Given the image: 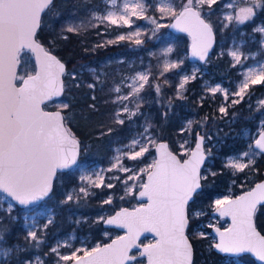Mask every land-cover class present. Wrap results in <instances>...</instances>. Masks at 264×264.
<instances>
[{"label": "snow or ice", "instance_id": "snow-or-ice-1", "mask_svg": "<svg viewBox=\"0 0 264 264\" xmlns=\"http://www.w3.org/2000/svg\"><path fill=\"white\" fill-rule=\"evenodd\" d=\"M109 2L115 6L117 0H109ZM216 3L217 0H185L177 8L174 0H156L155 10L161 14V18L171 16L175 20L171 27L188 32L193 37L192 56L205 61L212 47L213 28L203 17L202 9L204 6L210 9ZM53 6L54 0H0V192L30 211V206L44 201L53 194V179L57 171L75 165L79 152V142L66 126L65 117L61 112H46L42 108L45 101L60 96L65 88L61 79L66 74L65 65L37 39L41 27V14L51 10ZM227 6L232 7L231 4ZM148 7L147 0H123V5L118 11L109 10L103 16L94 13L93 18L119 27L125 25L131 27L135 23L133 20L135 17L149 20L156 25V30L164 27L156 18L147 16ZM259 8H264V0H250L249 6L240 8L235 16L227 15L225 19L229 22L235 19L243 24L251 20L256 14V9ZM82 27V24L68 23L62 28V32L79 34ZM255 31L264 33V27H259ZM128 35L138 37L141 33L137 29ZM62 38L67 39V36ZM125 38L124 35H120L117 39ZM135 43L140 45L142 40L137 39ZM25 51L35 54L37 70L34 75L27 73L19 75L17 72L22 53ZM171 51V48L167 49V52ZM228 54L233 58V67L242 64L243 54L239 48L229 51ZM182 63L183 61L166 62L163 71L179 68ZM71 76L75 80V74ZM130 79L132 83L128 87L131 92L128 95H118L116 102L122 103L130 96L139 97L148 83L149 74L137 73ZM190 79H195V71L191 77L182 78L177 89L178 95H182L180 90L184 89ZM18 80L19 86L16 83ZM261 84H264V63L246 70L244 80L238 86L239 90L231 93L239 99L232 100V103H240L250 85ZM76 86L79 87V84ZM88 87L94 89L96 85L89 84ZM155 88L159 93L160 86L156 85ZM114 90L117 93L121 91L120 87ZM209 91L213 95L222 91L225 99L229 95L227 90L219 86ZM260 104L264 105V101H260ZM60 107L66 109L69 105L65 103ZM139 107L140 105L137 104V110L131 111L127 105H124L122 111L129 113L128 118L131 119L137 115ZM219 111L227 114L225 106H221ZM116 115V122L123 124L124 120L119 118L121 113L117 112ZM192 124V121H188L187 128L182 131H191ZM151 127V124H148L145 133H148ZM111 131L109 129V132ZM196 135L195 149H185L187 141L180 144V149L188 154V158L183 160L169 150L168 144L157 142L151 135L144 136L143 142L134 139L130 151L124 154L128 159L135 161L143 158L146 153H150L151 148H155L158 158L146 167L134 171L124 167L120 162L121 158L117 157L108 171L117 169L121 172H129L131 174L128 180L138 179L140 173L145 174L147 180L139 185V197H146L147 203L132 211L121 209L115 216L106 220L100 218L106 224L126 228L127 237H117L112 243L104 246L97 244L91 249L83 247L75 249L70 255H63L59 251L60 247L69 245L58 244L50 249V252L58 258L56 264L68 261H74V264H132L137 258L129 255V252L132 247H139L135 241L145 231L153 232L158 237L154 243L145 246L141 253V256H147L148 264H192L193 246L187 232L190 222L202 213L196 212L191 204H194L200 194L202 181L208 179L200 173L201 165L205 161L203 149L205 137L199 133ZM254 145L259 152L253 151V146L249 145V151L242 153L243 157H248L246 163L241 162L240 158H233L227 161L226 166L236 171H243L253 164L254 157L264 153V129L260 131ZM208 155H211L210 150ZM212 175L216 174L212 173ZM114 178L119 179V177ZM80 179L91 187H113L111 183L104 184L101 173L85 174ZM133 187L135 186L126 187V192H131ZM79 192L84 196L89 195L86 187H80ZM72 200L73 195L68 194L61 203L66 204ZM111 202V197L104 201L106 204ZM258 204H264V183L257 184L253 190L235 199L225 197L214 201L215 210L219 215L230 216L232 219V226L226 229L227 234L220 232L218 228L215 229L219 234V242L213 246L219 252L233 255L253 252L264 261V235L257 231L254 222ZM12 210L13 205L10 204L8 212L11 213ZM52 222L53 220L49 218L43 228L47 229ZM27 223L28 217L25 216V224ZM35 224L36 221L33 219V227L28 228L24 239L29 245L38 248L43 240L37 234ZM3 232L4 229L0 226V257H3L0 264H12L14 250L4 246ZM199 235L203 236L204 233L201 232ZM24 250L16 249L18 252ZM15 264H44V261L40 257H36L35 261L17 257Z\"/></svg>", "mask_w": 264, "mask_h": 264}, {"label": "trees", "instance_id": "trees-1", "mask_svg": "<svg viewBox=\"0 0 264 264\" xmlns=\"http://www.w3.org/2000/svg\"><path fill=\"white\" fill-rule=\"evenodd\" d=\"M97 3L98 5L101 4L99 0H54V6L51 10H46L43 14L37 38L67 64L66 74L64 75L65 91L60 100L64 104H68L69 107L66 109L61 108L60 105H54V102L50 104L51 101L45 103L44 106L48 109H61L63 111L66 125L81 142L79 160H97L107 163L110 149L106 151L105 148L120 142L125 135L124 123L119 124L116 122L117 108L120 103L116 102L117 93L114 89L121 83L124 74H128L135 69L130 64L135 62V64H143L151 68L152 75L145 86V92L153 88L154 81H159L162 87L168 89H173L172 87L176 83H170L169 78L171 76H169V73L159 74L160 58L149 56L148 51L146 52L143 47L133 46L132 43L129 44L126 41L115 44L106 40L107 36H112L123 29L114 26L111 33L102 32L103 22L92 17ZM223 4V0H217V3L210 8L211 19L215 23L217 21L214 19L221 17ZM153 7L154 12L159 15L155 10L154 2ZM255 21L264 23V11L262 9L256 10ZM255 21L253 23L246 22L237 27L236 23L233 22L223 30L224 35L216 29L217 42L223 39L224 36L233 37L241 31H245L244 36L247 37ZM68 23L82 24L83 27L80 33L62 32V28ZM255 34L258 35V33ZM62 36H67V39H63ZM53 41L55 42L53 43ZM144 45L147 50H150L159 48L161 43L160 41H146ZM226 47H228V44ZM257 47H251V49ZM219 48V45H217L212 55H210V62L206 65L207 71L202 75L204 77H196L191 80L185 90L188 104L193 107L192 113L195 122L192 129L195 133L203 135L205 139L210 135H215L219 140L217 144L219 148H216L215 151L220 154V157L216 154L213 156L215 163L212 165V173L216 175L213 176L212 173H208L206 176L208 179L202 181L203 186L200 194L196 197L194 204H191L193 209H209L213 205L215 196L226 192L228 188H238V185L244 182L245 188L248 189L264 178V161L261 162L264 154L255 164L238 172H232L231 168L227 167L226 163L222 161L225 156L238 154L245 149L244 138L241 137L243 127L255 128L258 126V121L261 120L263 114H261L262 111L259 108H255V101L264 95L262 86H252L238 104L229 102L228 113L223 115L224 117L219 112V104H215L219 98L212 99L210 96H206L199 101L200 93L192 91L200 87V82L205 77L213 74H216L218 79L231 77L234 81L241 78V73L234 72V70L241 69L244 65L233 67V62L227 52L215 57V54L220 50ZM121 57L123 58L122 61L118 60ZM186 63L189 64V62ZM73 73L75 74V80L71 76ZM77 84H79V87L76 86ZM89 84H95L96 87L90 89ZM171 92L175 94L173 90ZM93 96L95 99H93ZM91 105H94V107H90ZM248 116L249 120L246 119ZM227 118L236 121L234 124L229 125L224 122ZM244 120L247 121L244 122ZM151 122L153 123L154 132L159 135L160 139H167L171 148L177 151L175 138L181 134L179 132L181 123H177L175 119L162 123L157 115L151 118ZM225 124H227L226 127L218 132V128L223 127ZM158 126H160V130ZM229 128H232L231 131L224 133V130ZM109 129L112 131L109 132ZM221 134L224 137H220ZM254 168H257L258 171L255 172ZM250 169L252 170L249 172ZM251 173L254 176L249 179ZM244 179L246 180L243 181ZM231 180H234V183H231ZM78 185V172L76 170L58 171L51 196L56 194L61 198L69 187ZM89 201L91 203L86 206L91 209L86 210L85 214L92 215L89 221L83 223L84 228L80 229V232L82 234L98 232L95 238H102L101 231L106 227L103 220H94V216L104 209L110 208L116 211L123 206H133L138 200L135 193L122 198L114 197L110 204L101 203V199L93 196L90 197ZM23 210L24 208L19 205L11 213L0 210V226L4 229L3 244L5 247L17 249V247L26 248L29 246L24 239L27 229L24 226L23 218H21ZM205 218L197 217L190 222L188 234L194 247L193 264H225L224 258L226 256L214 249L211 235H199L201 233L199 231L200 222ZM255 218L258 228L264 233V204L258 207ZM51 228L52 224H49L47 229L50 230ZM208 229L211 230L212 227H208ZM31 256L30 251H26L24 254V258ZM242 257L258 264L250 255H243ZM137 262H140V259H137Z\"/></svg>", "mask_w": 264, "mask_h": 264}, {"label": "rangeland", "instance_id": "rangeland-1", "mask_svg": "<svg viewBox=\"0 0 264 264\" xmlns=\"http://www.w3.org/2000/svg\"><path fill=\"white\" fill-rule=\"evenodd\" d=\"M101 4H96V8L94 9L93 14L103 16L107 13V11H118L120 7L123 5V0H117V3L115 6H113L109 0H99ZM223 11L221 14V17H216L214 20L217 21L215 23L213 19H211V9H209L207 6H204L202 9V15L208 19L211 24L214 26L215 30L221 31L222 34L223 30L228 27L231 23H236V27L238 25H241L238 23L235 19H233L231 22L227 21L225 17L227 15H233L235 16L236 12L240 8H244L249 6L250 0H223ZM156 4V0H147V3L149 5L147 16L154 17L157 19V22L161 25H164V27L159 28L156 30V25L152 24L147 19H136L133 17V20L135 23L129 27L128 25H125L123 27H119L114 24H110L107 21L103 22L104 28L102 29V32L111 33L114 26L119 27L118 29L122 28L118 33L113 34L112 36H107V41H112V43L117 44L118 42L126 41L129 44L132 43L133 46H139L143 47L146 52L148 51L149 56H157L160 58V73H169L170 83H176L172 87L173 89H168L162 87V85L159 83V81H154L153 88L150 89L148 92H145L144 89L140 92L139 97L136 96H130L128 100L123 101L120 103V106L117 108V112H120V119L124 120V132L125 135L123 136L122 140L120 142H117L115 144H112L111 146L106 147V151L110 149V154L108 155V162L103 163L100 161H90V160H78L77 165L73 168V170H76L78 172V186L69 187L67 191L65 192V195L61 198H59L56 194L54 196H51V198H46L42 203H40L37 206L30 207V210H23V213L21 215V218H23L24 226L28 230V228L33 227L32 220L35 219V230L37 229V234L42 237L43 243L40 244V246L37 248L34 245H29L28 247H17V249H25L24 251H16V248H13L12 253V264H15V260L17 257L24 258V254L26 251H30L32 256L26 257L33 261L36 260V257H40L41 260L44 261V264H56L57 257L54 253L50 252V249L52 247L57 246L58 244H67L68 247H60L59 251L63 255H70L71 252H73L75 249L79 248H85V249H91L95 247L97 244L102 245L108 241H110L113 237L118 236L121 234V231L115 229V228H109L106 227V229H103L101 231L102 238H95L98 234V232L93 234H82L80 232V229L82 230L83 223L85 221H89L92 214H85L86 210H89L91 208H88L86 205L90 204L91 201L90 197H98L101 199V203H104L105 200H108L109 197H111V200H113L114 197H124V196H130L133 194H137L139 188V185L145 182L146 175L140 173L138 179L128 180V176L131 174L129 172H121L117 169H113L112 171H108L109 168L112 167L113 163L116 162V158L120 157V162L122 165L126 168L133 169L134 171H138L141 168L146 167L147 165L151 164L154 159H156L155 155V148H151L150 153H146L143 158H140L138 160H130L128 159L124 154L128 153L130 151L131 143L134 139H139L143 142L144 136L151 135L153 138H155L158 142L160 140L159 135H157L153 130V123L151 122V118L154 116H158L160 121L162 123H167L169 121H172L175 119L177 123H181V127L179 128L180 135H177L176 144H177V151L182 157H186L188 154H186L183 150L180 149V144L187 141L185 144V149L192 150L193 146L196 143L197 140V133L194 132L192 129L194 127V115L192 113L193 107L189 106L188 97L185 95V90L187 89V86L189 82L193 79H190L186 84L183 90H180L182 95H178L177 89L178 85L180 84L182 78L184 76L191 77L193 72L195 71V78L196 77H204L202 76L206 71V65L210 62V59H208L207 62H199V61H190L188 58V48L190 44V37L187 34L184 33H175L170 28V23L173 20L171 16H165L161 18V14L159 15L154 12V7ZM185 0H174V3L177 8H179ZM231 4L232 7H228L227 5ZM264 11V8H259ZM258 10V9H256ZM256 16V14H255ZM255 16L246 22L253 23L255 21ZM93 17V16H92ZM94 19V18H93ZM245 22V23H246ZM227 25V26H225ZM259 27H264V23L262 21H255L254 26L248 33L249 35L247 37L244 36L245 31H241L238 34H235L233 37L224 36L223 39L219 40L216 44L219 45V52L215 54V57L222 55L223 53L232 50H236L239 48L240 52L243 54L241 57L242 64L244 65L243 68L234 70L238 73H241V78L232 81L231 77L228 79H218L216 74H213L209 77H205V79L200 82V87L193 89L192 91H198L199 94V101H201L204 97L210 96L212 99H217L215 104H219L218 108L221 106H225L228 113L229 108V102L232 103V100L239 99V97L231 95V93H234L239 90L240 83L244 80V73L249 67L257 66L259 63H264V33L255 31V29ZM137 29L140 30L141 35L140 36H131L129 37L130 32H135ZM113 33V32H112ZM255 33H258L256 35ZM124 35L126 38L124 40H118V36ZM106 37V36H105ZM140 39L142 40V44L137 45L135 43V40ZM146 41H160L161 46L159 48H153L150 50H147L145 48L144 44ZM228 44V47L226 45ZM256 49H251V47H256ZM48 48V47H47ZM171 48V52H167V49ZM49 49V48H48ZM230 60L233 62V58L228 54ZM244 57H247V59H244ZM122 57L118 58V60L122 61ZM133 61V60H132ZM176 61H183V63L180 65L179 68L171 69L170 71L164 72V65L166 62H176ZM186 62H189L187 64ZM233 65V63H232ZM130 66L135 67L134 70H131L130 73L124 74L123 80H121V83L117 85L116 87H120L121 91L117 93L118 95H128L131 92V89L128 87L129 84L132 83L131 77H135L137 73H148L149 79L152 75V70L149 66H144L143 64H135V62H132ZM238 66V65H236ZM19 67V75H24L25 73L31 74L36 71V65L34 60V55L31 52L25 51L22 53L21 56V64ZM237 68V67H236ZM177 78V82H176ZM149 81V80H148ZM18 82H20L18 80ZM139 83V82H138ZM160 86V92H156L155 86ZM146 86V85H145ZM219 86L222 89H225L228 91L229 95L228 98L225 99L224 92H216L214 95L209 89L215 88ZM253 85L249 86V89L246 91V93L252 88ZM263 90H264V84H261ZM115 87V88H116ZM173 90L175 94L171 92ZM244 94V96L246 95ZM116 96V97H117ZM260 101H264V95L260 96L255 102V108H259L263 114L261 120L258 121V126L255 128H249V127H243L242 129V135L241 137L244 138V144L245 149L236 154H230L228 156H225L222 161H224L227 164V161L233 158H240L241 162H247L248 157H243L242 153L249 151V145L253 146V151L259 152L258 149H255L254 141L258 138L259 133L262 129H264V105L260 104ZM54 102V105H61L64 104L62 100L56 99L52 100L50 104ZM137 104L140 105L137 115L133 116L131 119L128 118L129 113L123 112L122 109L124 105H127V107L131 111H136ZM220 112V111H219ZM224 113H222V117H224ZM227 115V114H226ZM221 117V118H222ZM246 119H250L249 116ZM188 121H192V128L191 131H182V129L187 128ZM236 120L227 118L224 120L229 125H232L235 123ZM247 120H244L246 122ZM66 122V121H65ZM148 124H151V128L149 129L148 133H145V128ZM223 127L218 128V132L222 131L226 125ZM68 126V125H67ZM70 129V128H69ZM158 129L160 130V126H158ZM157 129V130H158ZM232 128L224 130V133L231 131ZM224 137L222 134L220 137ZM172 137V136H171ZM211 139H205V151L208 154L209 150L211 152V155H208L205 167L202 169V176H207L208 173H212V165L215 163V159H213V156L216 154L218 157H220V154L215 151L218 147V138L215 135H210ZM138 150V148L136 149ZM264 153H260L254 157V163L259 161L263 156ZM264 161V158L261 162ZM251 164V165H253ZM246 169V168H245ZM232 172H238L235 169H232ZM252 169L249 170V172ZM254 171H258L257 168H254ZM94 173H101L104 177V184L111 183L113 185L112 188H107L104 186H101L99 188L91 187L87 184V182L82 181L80 177L82 175L88 174L93 175ZM264 174V171H263ZM254 176L253 173L250 174L249 179H252ZM114 177H119V179H115ZM127 180V185H125V181ZM244 179L243 181H245ZM248 180V179H247ZM231 183H234V180L230 181ZM244 182H241V184L238 185V188L230 187L227 189L226 192L221 193L217 196H215L213 200V205L209 209L205 208H196L194 209L196 212L202 213L199 217L206 216L203 221L200 222L199 231L211 235L212 245H214V241L216 240L215 236L212 234V229L209 230L208 227L211 225L212 227L215 225L219 226H228L229 220L227 218L220 217L219 215L213 214L214 207V201L216 199H223L225 197H233L236 196L243 191L247 190L243 184ZM128 186H135L132 188L131 192H126V187ZM80 187H86L88 189L89 195L84 196L83 193L79 192ZM249 189V188H248ZM106 194L104 195V193ZM68 194L73 195V200L69 201L68 203L64 204L61 203L62 200L66 199ZM13 201L9 197H5V194L0 192V210H6L8 212V206L11 204L13 205ZM95 203V201H94ZM15 204V203H14ZM139 204V201H136L133 206ZM95 205V204H93ZM17 205H13V209H16ZM23 208V207H22ZM53 211V215L51 216L50 211ZM114 211L113 209H104L97 213L94 216V220H101L100 218L103 217L104 219L112 214ZM25 216L28 217V223L25 224ZM18 218V217H16ZM51 218L53 220L52 228L44 229L43 225L48 222V219ZM39 229V230H38ZM154 238L149 237L147 241H152ZM47 253V255H45ZM83 253H77V255H82ZM140 259L139 263L145 262L144 258H138ZM3 260V257H0V261ZM71 261L68 262H60V264H69ZM225 264H255L252 261L248 260L245 257L239 256V257H226L224 258Z\"/></svg>", "mask_w": 264, "mask_h": 264}, {"label": "water", "instance_id": "water-1", "mask_svg": "<svg viewBox=\"0 0 264 264\" xmlns=\"http://www.w3.org/2000/svg\"><path fill=\"white\" fill-rule=\"evenodd\" d=\"M45 12H46V11H45ZM45 12H44V13H45ZM44 13L41 14V20H42V17H43V14H44ZM203 17H204V16H203ZM204 18H205V17H204ZM205 20H206V22H208V23L211 24V22H210L208 19L205 18ZM174 23H175V20L173 19V20L171 21L170 25H172V24H174ZM211 25H212V24H211ZM170 28H171V30H172L173 32H175V33H184V34L189 35L188 32L179 31L178 29L173 28V27H171V26H170ZM212 28H213V42H212V47L209 49V51H208V56L206 57V60H205V61H201L199 58L192 56L193 37H192L191 35H189V37H190V44H189V48H188V58H189L190 61H193V62H195V61H199V62H207V61H208L210 55H212V53L214 52L215 47H216V44H217V34H216V30H215V28H214L213 25H212ZM37 39H38V38H37ZM38 40H39V39H38ZM39 42H40V43H41L46 49H48V48H47V47H46V46H45L40 40H39ZM48 50H49L53 55H55V56L57 57V59H59V60L65 65V73H66V70H67V64H66V62L63 61V60H62L57 54H55L53 51H51L50 49H48ZM33 55H34V60H35V65H36V70H37L36 57H35V54H34V53H33ZM17 72H18V74H20V72H19V67L17 68ZM35 72H36V71H35ZM35 72H34V73H31V74L34 75ZM61 79L64 81V76H63ZM16 83H17V86L20 85V82L17 81ZM64 85H65V84H64ZM64 91H65V88H64ZM63 94H64V92H63L60 96H58V97H53L51 100H47V101H45V103H47V102H49V101H52V100L61 99V97L63 96ZM45 103L42 105V108H43L44 111H46V112H57V111H60L61 114H62V116H64V113H63V111H62L61 109H48V108H46V107L44 106ZM65 124H66V122H65ZM66 126H67V125H66ZM67 127H68V126H67ZM74 136L76 137V139H77L78 142H79V152H78V155H77V163H78V160H79V157H80L81 142H80V139H79L76 135H74ZM202 136H203V135H202ZM258 137H259V136H258ZM158 142L168 144V146H169V150L172 151L173 154L177 155V157H178L179 159L183 160V159H187V158H188V155H187L186 157H182L178 152L174 151V150L171 148L170 143H169V141H168L167 139H160V140H158ZM196 143H197V140H196ZM196 143H195V145L193 146L192 149H195ZM254 146H255V145H254ZM203 149H204V151H205V140H204V142H203ZM189 154H190V153H189ZM155 155H156V158H158V157H157V153H156V151H155ZM207 157H208V154H207L206 151H205V161H204V163L201 165V168H200V173H201V175H202V169L205 167V163H206ZM77 163H76L75 165H72L71 167H69V168H67V169H60V170H58V171H69V170L73 169V168L77 165ZM58 171H57V173H58ZM56 176H57V174H56ZM56 176H55L54 179H53V189H54V183H55ZM146 180H147V176H146L145 182H146ZM261 183H264V178H262L261 180L257 181V182H256L251 188H249V189L243 191L242 193H240V194H238V195H236V196H233V197H231V198H232V199H235L236 197L241 196V195L245 194L246 192L253 190V189L256 187L257 184H261ZM139 191H140V189L138 190V192H137V194H136L137 200L139 201V204H138V205H136V206H134V207H130V206H123V207H120V208H118L116 211H114L112 214L108 215V216L105 218V220H106L107 218H109V217L115 216L116 213L119 212L121 209H128L129 211H132V210H134L135 208L140 207L142 204H146V203H147V198H146V197H144V198L139 197ZM1 193H3V192H1ZM4 194H5V193H4ZM9 198H10V197H9ZM10 199H11V198H10ZM45 199H46V198H45ZM11 200H12V199H11ZM12 201H13V200H12ZM13 202L16 203L15 201H13ZM42 202H43V201L39 202L38 204H40V203H42ZM16 204H17V203H16ZM38 204H36V205H38ZM17 205H18V204H17ZM260 205H262V204H258V205H257V208H258ZM19 206H20V205H19ZM33 206H35V205H32V206H30V207H33ZM21 207H22V206H21ZM213 214H215V215H219V213H218L215 209L213 210ZM219 216H220V215H219ZM255 216H256V214H255ZM255 216H254V222H255V225H256V229H257V231H258L261 235H264V233H263V232L258 228V226H257ZM220 217H221V216H220ZM223 218H227V219L229 220V225H228L227 227H222V226H219V225H215V226L212 227V234H213V235L215 236V238H216V243L219 242V234L215 231V229L218 228V229L220 230V232H225V234H227V233H226V229H228V228H230V227L232 226V219H231L230 216H223ZM103 224H104L105 227L115 228V229L121 231V234H119L118 236L113 237L110 241H108V242L102 244L101 246H104V245H106V244H110V243H112V241L115 240L117 237H127V229H126V228L118 227V226H116V225H109V224H106V223H104V222H103ZM187 234H188V232H187ZM188 236H189V234H188ZM149 237H152V238H154V239H153L152 241H147V239H148ZM156 239H158V237H156L155 234H154L153 232H147V231H145V232H142V233L139 235L138 239H136V241H135V244H136V245H139V247H138V248L135 247V246L132 247L131 250H130V252H129V255H131V256H135L137 259L140 258V257H141V258H144V259H145V262H143V263H136V262H137V259H136V261L132 262V264H148L147 256H141V253L144 251L145 246H147V245L150 244V243H154ZM189 240H190V242L192 243L190 237H189ZM192 246H193V244H192ZM214 249H215L218 253H220V254H222V255H224V256L239 257V256H242V255H247V254H248V255H250V256H251V257H252V258H253L258 264H264V261H261V260L259 259V257H258L255 253H253V252H245V253H240L239 255H233V254H228V253H221V252H219L215 247H214ZM82 255H83V254H82ZM193 260H194V247H193L192 264H193ZM69 264H74V261H71Z\"/></svg>", "mask_w": 264, "mask_h": 264}, {"label": "built area", "instance_id": "built-area-1", "mask_svg": "<svg viewBox=\"0 0 264 264\" xmlns=\"http://www.w3.org/2000/svg\"><path fill=\"white\" fill-rule=\"evenodd\" d=\"M5 197H7V196L5 195ZM13 205H15V204L13 203ZM215 242H216V241H214L213 243L215 244Z\"/></svg>", "mask_w": 264, "mask_h": 264}, {"label": "flooded vegetation", "instance_id": "flooded-vegetation-1", "mask_svg": "<svg viewBox=\"0 0 264 264\" xmlns=\"http://www.w3.org/2000/svg\"><path fill=\"white\" fill-rule=\"evenodd\" d=\"M258 209V208H257ZM224 227H227V226H224ZM248 255V254H247ZM243 256V255H242ZM254 263V262H253ZM257 263V262H256Z\"/></svg>", "mask_w": 264, "mask_h": 264}]
</instances>
